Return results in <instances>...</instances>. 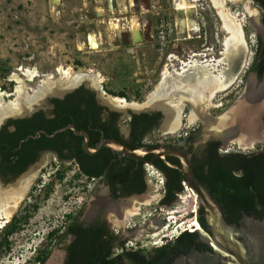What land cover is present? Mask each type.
<instances>
[{
	"label": "rangeland",
	"instance_id": "obj_1",
	"mask_svg": "<svg viewBox=\"0 0 264 264\" xmlns=\"http://www.w3.org/2000/svg\"><path fill=\"white\" fill-rule=\"evenodd\" d=\"M98 1L0 0V91L13 94L17 85L14 74L18 75L24 80L26 88L29 89L28 96L31 99L29 105L32 104L34 107L49 110V97L57 96L67 80L60 79L58 75H55L53 79L45 83L42 81L47 74L53 73L54 75L57 67H63L65 69L70 68L73 74H90V76L79 81V86L84 85L97 94H100V91L96 89L101 86L105 92L103 96H108V99L111 97L124 98L128 105L124 107L126 112L122 115L123 118L126 117L129 110L133 111L135 108L147 106L149 95L162 81L161 75L154 76L155 78L152 75L158 66L159 56L166 48L165 39L159 38L163 41L156 46V49L159 50L152 47L148 48L147 53H151L150 56L153 55L151 59L147 60L140 57L138 43H134L133 39L131 41L130 28L115 27V20L106 25L102 23V17L90 18L85 15L86 11L92 12L91 5ZM175 4V0L167 4L169 9L172 7L173 12V35L180 38L178 42H174V55H179L180 58L182 54L185 55V58H181L182 61L189 60L192 55H196L194 57L197 58V61L213 59L210 61L212 65L220 60L221 62L219 61L220 64L216 69L227 67L226 62H224L228 55L226 49L232 40L229 39L230 35L224 28L222 14H228L239 24L233 12L243 14L244 19H246L243 6H239L237 3L230 6L228 0H223L222 7L217 6L214 0H195L193 11L186 14L178 11ZM119 8L122 11L116 12L115 8L110 9L112 12H107L108 17L105 18V21L113 18V16L118 17L127 14L132 15L131 18H137L134 12L128 10V4L126 5L125 2ZM131 22L133 23V20ZM185 23L188 25L196 23L200 30L198 32L189 31ZM124 24L129 26L128 21L124 20ZM247 28L244 33L241 29L244 36V43L241 44V47L254 53L255 45L249 46L248 35H255V32L250 27ZM199 34H201L202 40L199 39ZM89 35H93L94 45L89 42ZM183 37H186V40ZM201 43L205 45L201 46ZM199 53L206 54L203 57ZM171 63L169 74H171L170 77H173V71L181 72L179 68L181 62L176 63L174 61ZM19 67L35 69L40 77L28 80L27 77L16 71ZM201 68V66L197 67L198 70ZM158 69L165 71L166 67L159 65ZM201 71L202 73L197 70L194 72L200 76H208L204 74L205 70L201 69ZM210 73L214 76L217 70ZM93 75L99 76L101 81L94 80ZM238 77L225 90H215L210 99H199L198 110L211 117H218L228 110L234 104L235 96L241 92L243 70ZM39 88H42L43 94L37 95L38 98L35 97V100H32L31 95L35 94ZM186 89L190 90L189 87ZM204 91L195 95H198L199 98L203 97L206 93V90ZM178 96L193 104L190 94L187 99L184 94H178ZM14 98L15 95H12L5 97V100L9 101ZM112 110L118 111L115 107H112ZM183 113H187L194 126L198 125L199 128L201 125V131L196 137V142L201 143L210 140L205 139L204 122L197 118L191 120V108L185 103L179 109L180 118ZM125 124L126 122L122 121L121 126L124 127ZM179 132L180 126L164 138L165 136L154 130L151 135L146 137V140L152 143L165 140L172 141L176 140V135ZM235 142L229 141L225 145V150H240ZM262 147H264V142L255 145L249 151H240L254 152ZM153 169V175L150 177L153 187L144 194L147 198H142L141 202L137 198H131L132 203L130 204H128L129 202L120 203L123 208L127 209V212L131 210V215H134L133 217L137 218L141 224V227H137L133 232L137 238L130 237L129 240L142 239L148 241L153 237L157 241L159 239L164 241L165 236L166 238H174L182 228L188 227L189 224L183 222L179 215L194 211L198 207L197 204V207L194 208L193 201L187 198L185 203H180L179 200L170 207L155 210L156 202L162 194L160 186L164 177L154 167ZM63 170L65 171L64 178L58 180L56 174ZM26 173H30L33 177L29 187L30 196L26 200L27 205L37 202L38 209L32 213L22 230L12 236V249L8 253L0 255V264H35L33 257L36 250L44 242L48 232L54 228H62L66 214L70 213L71 210L75 211L74 206L80 205L94 182L92 179H87L84 175L78 174L75 162L61 161L52 153H43L36 163L28 168ZM76 174H78L77 177H75ZM48 183L51 184L52 191L49 197L44 199L42 189ZM185 194L186 192L183 190L179 196ZM149 214L152 218L150 219L152 227L147 235L143 233L142 221L148 218ZM159 222L160 224H158ZM148 246L152 245L148 243Z\"/></svg>",
	"mask_w": 264,
	"mask_h": 264
},
{
	"label": "flooded vegetation",
	"instance_id": "obj_2",
	"mask_svg": "<svg viewBox=\"0 0 264 264\" xmlns=\"http://www.w3.org/2000/svg\"><path fill=\"white\" fill-rule=\"evenodd\" d=\"M171 1L172 0H125V1L112 0L111 2L112 7L116 9V12L122 11L120 10L121 8L124 9L123 7L119 8V6H122L123 2H125L126 5L128 4V10L134 12V14L136 15L135 17H137L136 20L139 23L140 33L142 36L141 42L138 43L139 45L138 54L140 53V57L145 58L147 60L151 59L153 55L150 56L151 53L150 54L147 53L148 48L152 47L153 49H156V46L163 42L159 40V38L165 39L166 48L165 50H163L164 52H162V55L159 56L160 60L158 61V66L155 68L154 73L152 75V77L161 75L162 79L164 77L166 79L167 77L168 78L170 77L171 74H169V67L172 65L171 62L176 61V63H180L182 61L181 58L186 57L185 55L182 54L180 58L179 55H174L173 53L174 52L173 47L175 45L174 42H178L180 38L174 37L173 35L174 22H173L172 7L170 9L167 7V4H170ZM234 3H237L239 6H243V8L245 9L246 17L248 20V27H250L255 32L256 48L253 55L249 54V50L247 48H243V52L245 50L244 58H246L247 60L245 67L243 68V81L242 84L240 85L241 92L237 96H235L233 103L235 102V100L238 99L239 95L246 88L252 74H254L255 76L254 79L257 81L258 84L261 83L264 79V74L259 75L258 73L260 59L255 60L259 47L262 49L264 47V11L260 7L259 3L255 0H228V4L230 6H232V4ZM249 6H252L253 9H256L258 12V17L260 21L257 25L256 24L254 25L250 20L249 11H248ZM91 8H92V12L86 11L85 15L90 18L102 17V23L106 25L111 24V21L115 20L117 27H121L123 29H126L127 27L131 29V23H132L131 21L135 19V18H131L132 15L127 14L118 17L113 16V18H109L105 21V18L108 17L107 12H112L110 11L109 8V0H103V2L102 0H99L98 2L93 3V5H91ZM124 20L129 22V26L124 24ZM241 29L244 33L248 28L246 27ZM130 38L132 41L133 38L131 31H130ZM183 39L186 40V37H183ZM199 39L202 40L201 34H199ZM203 44L201 43V46H203ZM205 54H203V57ZM159 65L166 67L165 71L164 69L159 70L158 69ZM238 76L236 79L239 78ZM260 88L262 92L261 94L259 93V95L261 96L260 101L264 102V84L263 86H260ZM51 98H58V97L57 96L49 97L48 104ZM42 110L48 111L45 109ZM131 113L134 114L148 113L149 115H155L154 127L149 131H147V133L145 134L144 138L142 139L143 144H177V145H181L183 148L192 145L193 150H196L202 148L206 142L213 140L210 139L208 141L201 143L196 142V137H198L199 132L201 131V125L195 131L187 133L186 136L177 137L176 140H172V141L165 140L156 143H152L146 140V137L151 135V133L154 130L158 131L160 135L165 136L164 138L172 134V130H170L167 127V124H165L169 116H167L165 111H163L162 109H154L150 111H140V112H134L129 110L126 113L125 118H123L122 114L120 113V116L118 117V121L119 122L125 121L126 124L124 127L120 126L118 131L120 135L125 139L129 138L131 132L130 126L128 125V121L130 119ZM175 116L177 117V114ZM8 119H14V118H8ZM7 120L0 126V130L2 126L5 125ZM178 121L179 124L181 125L182 121L180 117H178ZM178 121H176L177 122L176 124H178ZM262 121L263 124H262L261 136L258 137L257 143L255 145H260L262 142H264V114L262 116ZM14 128H15L14 125L6 126V130L8 131H12ZM214 141H218L220 143L217 148V151L219 153H226L229 151V150L224 151L226 145L225 141L222 140H214ZM237 144L238 142L236 141L235 145L237 146ZM262 148L258 150H261ZM20 150H21V154L19 155ZM3 153L7 155L8 158L7 160H4L5 157ZM3 153H0V198L1 199L7 197L13 190H15L13 189L15 182L19 178H21L22 175L26 174L28 168L34 165L43 153L54 154L50 150H46V149L40 150L36 152L38 154L37 160L34 161L31 165H29L25 170L20 171L21 163H23V161L25 160L24 158L26 157L25 161H27L29 158L28 156H25V153L22 152V149H20V147H14L10 149L4 148ZM117 155H118V161H120V165L116 166V168L120 170L119 172H121L124 171L123 169L127 166V163L123 161L122 157L119 156L118 153ZM147 158H150V156H147ZM70 161L75 162L76 165L78 166L77 161L74 157L70 159ZM155 161L149 164H151L164 177V183H165L166 178L164 174L156 167ZM134 162L135 163H133L132 166L129 168V178L126 182L119 178L120 174H116V176H114L113 178L109 177L107 170L106 171L104 170L103 173L92 177H88V175L82 173L87 179H92L94 181L93 186L90 187V189L86 194V197L83 199L82 202H80V205H78L77 207L74 206L75 211L71 210V212L68 213V215L70 216L69 217L66 216V220L62 228L51 229L50 231L55 230V234L53 235L52 238H49L47 234L44 242L36 250V252L47 250L48 254L43 262L35 263V264H93L92 262H95L96 264H110L109 263L110 260H115V263L113 264H172L177 257L181 255H186L193 249L199 252H213V249L209 245L210 242L208 243L206 241V237H209L210 235V230L209 228L207 230L206 229L204 230L201 227L198 220L200 217H203L202 216L203 212L201 213L199 206L194 211L192 210L190 212H186L185 214L179 215L180 219L183 222H189L195 219L199 226V229L196 230V228H194V231L198 233L197 239L193 240V242L191 243L182 245L176 252L169 253L161 258H156V251H155V249L159 246L165 244L172 245L175 237L174 238L165 237L164 241H162V244L159 246L154 245L155 242H157V240L153 239V237L148 239V241L138 239L137 240L138 242L136 241L135 247L126 246L127 241L129 240L130 237L133 238L136 237L133 232L135 229H137V227H141V224H139V220H137V218L133 217L134 215H131L130 212L131 210L127 212V209L123 208L122 204L117 202V200L120 198H131L134 195L137 196L144 195L151 187H153L152 179L149 176L150 173H148L147 171L148 168L145 166L146 162L136 161V160H134ZM32 178L33 177H31V179ZM109 181H114L115 189L110 185ZM164 183H163V188H164ZM125 185H129L133 187L143 186L144 190L141 193H131L130 195H125L126 192ZM29 187H30V183L28 185L27 191L25 192L23 198L19 202L15 211H13L8 221L5 222L6 225H4L0 229V234H1L0 238L2 237V235H4V230L7 226L12 224L14 221L20 222L24 220L23 215L26 214V210L29 207L26 201L30 196ZM163 194L164 191L156 202L157 206L155 210L157 208L162 209L163 207L171 206V205L170 206L159 205V200L162 198ZM179 195L180 194L177 195V199H176L177 202H179V198H178ZM130 203H132V201H130L128 204ZM150 219H152L151 214L148 218L142 221L143 233L147 235H148V231L152 227L150 225ZM161 221H163L162 218ZM160 222L158 224H160ZM189 226L190 224H188V227L186 226L182 228L178 234L185 231H189L190 230L188 229ZM16 233L18 232L9 235L8 239L11 240L12 236ZM202 234L204 235L205 238L202 236ZM141 242L142 244H144L142 246L145 247L141 246ZM147 242L150 243L152 246H148ZM131 252H139L141 255L145 257L146 261H144L143 263L134 261L130 257Z\"/></svg>",
	"mask_w": 264,
	"mask_h": 264
},
{
	"label": "trees",
	"instance_id": "obj_3",
	"mask_svg": "<svg viewBox=\"0 0 264 264\" xmlns=\"http://www.w3.org/2000/svg\"><path fill=\"white\" fill-rule=\"evenodd\" d=\"M264 11V0H255ZM260 59L258 73L264 74V47H259L256 59ZM49 110L42 109L34 112L29 117L8 119L0 130V153L4 148L20 147L28 160L21 163L20 171L25 170L29 165L37 160L40 150H50L61 161H68L73 157L77 161L78 174H86L88 177L99 175L107 170L108 176L113 178L120 174V179L127 181L129 178V168L134 160L122 157L127 166L120 170L116 166L120 165L118 155L108 147H102L96 154H86L82 149V137L76 136L71 130L61 131L53 137H47L41 134L40 137L29 138L20 143L29 135L36 134L39 130L52 133L54 130L63 127L69 123L75 125L78 130H86L89 134V146L94 147L95 143L101 137L114 138L130 148L134 149L145 144L142 143L147 131L154 127L155 115L148 113L130 114L128 125L131 132L128 139L123 138L118 129L122 122L118 121L120 112L109 110L100 105L96 99L95 91L80 85L73 91L67 93L63 98H51L49 100ZM104 113V114H103ZM14 125L12 131L6 130V126ZM190 143V141H189ZM218 141H208L202 148L193 150L192 145L185 147L191 154L192 168L195 176L205 184L211 193L220 202L224 216L228 222H237L244 214L256 218L264 217V148L254 152L228 151L219 153L217 148ZM21 150L19 151V155ZM7 160V155L4 154ZM166 165L161 159L155 161L156 167L164 174L166 180L164 183V194L159 200V205L172 206L177 199V195L183 191V177L177 168L172 165H178L176 158L167 157ZM65 171H58L56 176L58 180L64 178ZM76 174L75 177L78 176ZM83 175V174H82ZM114 187V181H109ZM125 195L131 193H141L143 186L125 185ZM52 191L51 184L43 186L42 197L48 198ZM30 208V209H29ZM38 209V203L29 205L24 216V220L14 221L4 230V235L0 238V255L8 253L12 249V242L8 236L22 230L23 226L29 220L32 213ZM201 213L203 212L200 207ZM66 216H70L66 214ZM199 223L205 230L208 229L203 217H200ZM24 224V225H23ZM55 230L48 232V237L52 238ZM196 231H185L178 234L172 245L165 244L155 249L156 258H161L169 253L176 252L182 245L191 243L197 239ZM48 254L47 250L38 251L33 257L35 263L44 261ZM131 259L143 263L145 257L139 252H131ZM96 264L95 262H92ZM110 264L115 260H110Z\"/></svg>",
	"mask_w": 264,
	"mask_h": 264
},
{
	"label": "water",
	"instance_id": "obj_4",
	"mask_svg": "<svg viewBox=\"0 0 264 264\" xmlns=\"http://www.w3.org/2000/svg\"><path fill=\"white\" fill-rule=\"evenodd\" d=\"M112 0H109V8H112ZM254 12H252V10ZM249 17L251 22L255 25L259 23V17L256 9L249 6ZM136 20V19H133ZM138 27L133 28V23L131 25V33L134 43H140L142 36L140 33L139 23L136 20ZM240 59V58H239ZM226 62V59H225ZM227 63V62H226ZM239 61L237 62V64ZM246 64V63H245ZM243 67V66H242ZM238 70L237 76L241 73L243 68ZM237 68V67H236ZM188 74V73H187ZM192 72L189 75H194ZM172 76L175 78L184 79L187 76L179 75L173 73ZM235 78V80H236ZM254 74L251 75L248 84L244 91L239 95L238 99L234 104L226 110L223 114L218 117H211L204 112L198 110L199 101L197 103H191L189 100H185L183 97L180 98L178 94H184L186 99L189 97V92L185 91L186 87L171 90L166 94L162 102L163 105H147L143 108H135L134 112L140 111H150L154 109H162L167 114L166 110L171 112H176L181 107L182 104H187L191 111L196 112L195 119L202 120L204 122V132L206 134L205 139L222 140L227 144L229 141H237L238 148L242 151H249L254 148L257 143L258 137L261 136L262 132V116L264 114V102L260 101L261 88L263 86L264 79L261 83H257L254 79ZM172 77L166 79L170 82ZM234 80V81H235ZM232 82V84L234 83ZM162 82V81H161ZM163 84V83H162ZM160 83L158 87L149 95V98L154 97L160 92L164 91ZM79 86V81L71 83L66 82L61 90L57 93L58 98H63L67 93L73 91ZM43 87V86H42ZM96 90L100 91L97 94V101L100 105L107 107L112 110V107L118 109L122 115L126 112L123 106H119L108 99V96H103L105 92L102 90L101 86L97 87ZM94 91V90H93ZM163 93V92H162ZM43 94L42 88H39L33 96L32 100L37 95ZM188 96V97H187ZM251 103V109L248 108L245 118L253 110L256 113V126L253 133H248L246 129H238L244 126V122L239 123L237 109L246 101ZM258 99V100H257ZM150 100V99H149ZM148 101V100H147ZM108 103V104H107ZM174 103V105H172ZM179 103L177 107L176 104ZM247 104V103H246ZM41 108L34 107L32 104L30 107L22 114H8L0 119V126L8 118H24L31 116L34 112ZM244 110V109H243ZM116 111V110H115ZM252 111V112H253ZM219 121H224L222 129L218 126L212 127V123ZM210 123V124H209ZM218 124V123H217ZM71 130L76 136L82 137V149L86 154L93 155L96 154L102 147H108L112 149L115 153H118L121 157H126L136 161H143L146 163H153L157 159H161L166 165L170 164L167 162V157L176 158L179 162L178 165H172V167L177 168L182 177L183 181L188 187L196 194L197 204L203 210V218L206 226L210 230L209 237H206V241L210 242V247L213 252H199L195 249L191 250L186 255H181L177 257L172 264H264V217L256 218L254 216L244 214L237 222H228L224 216L223 208L217 198L211 193L209 188L203 184L194 174L192 168L191 154L188 150L183 148L181 145L177 144H145L137 148H130L124 143L109 137H101L98 142L95 143L94 147L89 146V134L86 130H78L74 124L69 123L63 127L54 130L52 133H48L44 130H39L36 134L29 135L25 139L20 140V143L28 140L29 138L36 139L44 134L47 137H53L61 131ZM249 136V137H248ZM141 151L142 153H139ZM150 156V158H147ZM32 171V170H31ZM145 197V195L137 196L134 195L131 198H137L138 200ZM131 198H120L117 200L119 203L130 202ZM204 237V235L202 234ZM205 238V237H204Z\"/></svg>",
	"mask_w": 264,
	"mask_h": 264
},
{
	"label": "bare ground",
	"instance_id": "obj_5",
	"mask_svg": "<svg viewBox=\"0 0 264 264\" xmlns=\"http://www.w3.org/2000/svg\"><path fill=\"white\" fill-rule=\"evenodd\" d=\"M194 1L195 0H175V5H176V9L178 11H181L182 13H189L191 11H193L194 9ZM214 3L218 6H223V0H214ZM252 10V9H251ZM252 12H254L252 10ZM222 14V12H221ZM181 17V16H180ZM222 19L224 21V28L225 30L228 32V34L230 35V40H232L230 46H228V48L226 49L227 52V59H226V64L227 67H222L221 69H216V67L220 64V60L217 61L216 64L212 65V63H210L209 60L207 59H202L201 61H197V58H195L194 56L196 55H192L191 58L187 61H181V67L180 70L181 72L176 73V72H172L179 74V75H184L187 76L184 79L182 78H174L172 77V79L170 80V82L166 81V78L164 77L162 79V88H164V91L160 92L159 94L155 95L152 98H149L147 101V104L149 105H163L162 102L164 100V97H166V94H169L168 92L171 90H175L178 88H183L185 89V87H189L190 90L186 89V91L188 90L189 94L191 95V99L193 101V103H197L199 99H203V100H207L210 99L211 96L214 94V91H218V90H225L226 88H228L232 82L235 80L236 75L238 74V70L242 67H245V63H246V58L245 57V50L243 52V49L241 47V44L243 45L244 43V38H243V34L241 31V27L239 24H237V22L233 19V17L229 16L228 14H222ZM114 24V23H113ZM112 24V25H113ZM192 24L185 23V26L188 27L189 31H194V32H198L199 27L197 26L196 23H194L192 26ZM115 27H117V25H114ZM138 27V24L136 23V20H133V28ZM89 42L94 45V37L93 35H89ZM227 45V44H226ZM244 53V55H243ZM197 54V53H196ZM200 55L203 56V54L199 53ZM225 57V56H224ZM240 58V59H239ZM245 60V61H244ZM220 61V62H219ZM222 61H224V59H222ZM239 61V63L237 64V62ZM225 62V61H224ZM201 66L202 70L204 71L205 75H208L207 77L204 76H200L199 74H196L194 71L197 70L199 73H202L201 69L198 70L197 67ZM192 67V68H191ZM237 67V68H236ZM191 68V69H190ZM217 73L213 76L211 75L210 72L212 71H216ZM19 70H21L23 73H21L22 75H24L25 77L28 78V80H32L36 77H40V75L35 71V69H24V68H20ZM18 71V69L16 70ZM192 72H194V75H189V73L191 74ZM188 73V74H187ZM55 75H58L60 77V79H66L68 82L74 83L77 81H81L84 77L86 76H90V74H83V73H78V74H73L70 68H63V67H57L55 70V73L53 75V73H49L47 74L45 77V79L42 81L43 83H45L48 80H51L55 77ZM14 78L16 80L17 85L15 86V91L13 94H8L6 92H2L0 91V119L8 114H15V113H19L22 114L23 112H25L29 107V101H31L30 97L28 96V92L29 89L26 88L24 80L22 78H20L18 75L14 74ZM92 78H94V80L96 81H101V78L99 76H95L93 75ZM170 78V77H169ZM99 87V86H98ZM210 89V90H208ZM204 90H206L205 95H203V97H200L198 95H195L196 93H202L205 92ZM208 90V91H207ZM166 92V94H164ZM15 95L14 99H11L9 101L5 100V97H9ZM205 96V97H204ZM33 97V96H32ZM38 98V97H37ZM35 100V99H33ZM111 102H114L115 104L119 105V106H127V102L124 98L121 97H111L110 98ZM251 103L246 101L245 103H243L241 105V108L239 107L237 109V113L238 115V119L237 121L239 123L244 122V126L241 128H237L238 129H246L248 131V133H253L255 130V126H256V113L253 111L250 112V114L245 118V114H247L248 112V108L251 109V104H252V100H250ZM204 103V102H203ZM247 103V104H246ZM174 105V103L172 104ZM177 107L179 106V103L176 104ZM181 107L179 106L178 110L176 112H171L170 110H166L167 112V116H169V118H167V122H165V124H167L168 128L170 130L175 131L176 129L179 128L180 124L178 121V117H179V109ZM244 109V110H243ZM177 114V117L175 116ZM176 117V118H175ZM196 117V112H194L192 110V115H191V120H194ZM175 118V119H174ZM245 119V120H244ZM178 121V124H176ZM224 121H219V122H214L212 123V127H216L218 126L219 129H222V125H223ZM218 123V124H217ZM210 124V123H209ZM249 137V136H248ZM139 153H142L141 151H139ZM30 179H31V174L30 173H26L24 175L21 176V178H19L14 186H13V190L7 197H4L3 199L0 198V229L6 225L5 222L8 221V219L10 218V216L12 215L13 211H15L16 207L18 206L19 202L21 201V199L23 198L25 192L27 191L28 185L30 183ZM10 192V190H9ZM186 194L183 196H179V200L180 203H185V201L187 200V198H190L193 201V205L194 208L197 207V196L196 194L189 188L187 187L185 189ZM143 198H147V197H143ZM190 224V230L189 231H194V228L199 229V226L196 222V220H192L188 222ZM193 229V230H191Z\"/></svg>",
	"mask_w": 264,
	"mask_h": 264
},
{
	"label": "built area",
	"instance_id": "obj_6",
	"mask_svg": "<svg viewBox=\"0 0 264 264\" xmlns=\"http://www.w3.org/2000/svg\"><path fill=\"white\" fill-rule=\"evenodd\" d=\"M203 1H206V0H203ZM233 15L239 21V24H240V27L241 28L248 27L247 17H246V19H244L245 16L243 14L240 15L239 12H233ZM248 40H249V46L252 47V45H255V48H256V37H255V35L254 34H249L248 35ZM249 54L250 55H253V52L251 50H249ZM20 68L21 67L18 68V72L19 73H23L21 70H19ZM181 121L182 122H181V125H180V132L177 133V135H176L177 137L186 136L187 133H190L192 131H195L198 128V125L194 126L192 124V122H190L187 113H183L182 114ZM224 151H226V150H224ZM145 166L148 168L147 171H148V173H150L149 176L152 177V175H153L152 173L154 171L153 166L151 164H149V163H146ZM163 183H164V181L161 182V186H160L162 188V193L164 191ZM182 185H183V190H185L188 187L184 181L182 182ZM188 229H190V228H188ZM191 230H193V229H191ZM161 244H162V239H159V241L155 242L154 245L155 246H159ZM142 245H144V244L141 243V246ZM126 246L127 247H132V246L135 247L136 246V241H134V240H128ZM142 247H145V246H142Z\"/></svg>",
	"mask_w": 264,
	"mask_h": 264
},
{
	"label": "clouds",
	"instance_id": "obj_7",
	"mask_svg": "<svg viewBox=\"0 0 264 264\" xmlns=\"http://www.w3.org/2000/svg\"><path fill=\"white\" fill-rule=\"evenodd\" d=\"M176 236H177V235H176ZM176 236H175V237H176ZM165 237H166V236H165ZM19 264H20V263H19ZM22 264H23V263H22Z\"/></svg>",
	"mask_w": 264,
	"mask_h": 264
},
{
	"label": "crops",
	"instance_id": "obj_8",
	"mask_svg": "<svg viewBox=\"0 0 264 264\" xmlns=\"http://www.w3.org/2000/svg\"><path fill=\"white\" fill-rule=\"evenodd\" d=\"M168 127V126H167Z\"/></svg>",
	"mask_w": 264,
	"mask_h": 264
}]
</instances>
